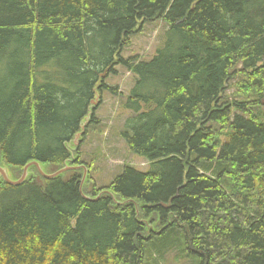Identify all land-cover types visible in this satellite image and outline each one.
I'll use <instances>...</instances> for the list:
<instances>
[{
	"label": "trees",
	"instance_id": "1",
	"mask_svg": "<svg viewBox=\"0 0 264 264\" xmlns=\"http://www.w3.org/2000/svg\"><path fill=\"white\" fill-rule=\"evenodd\" d=\"M158 20L152 58L124 56ZM118 66L133 79L121 135L148 169L99 189L90 173L84 194L107 192L96 202L82 169L0 178V264H146L178 235L198 264H264V0H0V164L14 180L30 162L85 164L74 142L95 96L118 93Z\"/></svg>",
	"mask_w": 264,
	"mask_h": 264
},
{
	"label": "rangeland",
	"instance_id": "2",
	"mask_svg": "<svg viewBox=\"0 0 264 264\" xmlns=\"http://www.w3.org/2000/svg\"><path fill=\"white\" fill-rule=\"evenodd\" d=\"M166 29L167 25L161 20L146 23L132 37L124 56L137 55L143 59H151L160 46ZM107 82L117 88L118 93L104 91L102 95H96L95 100L99 96V101L95 103L98 108L96 122L89 129H86L88 123L84 126L85 131L81 136H85L83 141L82 138L76 139V146L81 150V160L85 163L83 165L90 168L88 177L91 173L98 189L109 186L123 173L125 166H133L140 172L146 171L149 167L147 160L129 150L121 135L125 120L131 115L125 109L124 102L133 85L132 75L123 66H118L117 75H111ZM234 93L235 90L227 91L231 99L235 98ZM253 98L251 93L245 91L237 97L241 102H250ZM181 236L184 238L185 235ZM178 237L179 243L171 248L159 249L156 257L150 256L144 260L146 264H198L199 257L188 255L186 241L181 240L179 235Z\"/></svg>",
	"mask_w": 264,
	"mask_h": 264
},
{
	"label": "water",
	"instance_id": "3",
	"mask_svg": "<svg viewBox=\"0 0 264 264\" xmlns=\"http://www.w3.org/2000/svg\"><path fill=\"white\" fill-rule=\"evenodd\" d=\"M97 101H99V96L96 98V100L92 101V109L96 108L95 103ZM89 122H90V119L87 118L86 122H84L82 125V129H83L82 133L77 135L78 138H81L82 134L85 131L84 126H86L87 123L89 124ZM75 146H76V140H75ZM32 166L36 167L39 171V174H40V176L38 177L39 183L43 182L42 178L46 179V180H51V179H55L57 177L62 176L63 174H65L68 171L81 170L82 169L84 171V174H83V178H82V182H81V186H80V191H81V194L83 195V197L89 202H96L104 193H107V192H102L99 194V196L97 198H91V197H88L84 194L83 187H84V185L87 181V178H88V168L84 165H81V166H69V165H67L64 168L58 170L57 172L49 174V173L44 171V167L40 163L30 162L25 166L22 176L18 180H14L11 177V174H10L8 167L5 164L1 163L0 164V178H2L6 183H8L12 186H21L22 184H24V182L29 177V175H30L29 169ZM130 202H132V201H125V202L116 201V203L118 205H125V204H128ZM161 205L164 207H167L165 204H161Z\"/></svg>",
	"mask_w": 264,
	"mask_h": 264
},
{
	"label": "bare ground",
	"instance_id": "4",
	"mask_svg": "<svg viewBox=\"0 0 264 264\" xmlns=\"http://www.w3.org/2000/svg\"><path fill=\"white\" fill-rule=\"evenodd\" d=\"M135 1V0H134ZM239 1V0H238ZM13 2V1H12ZM140 2V1H139ZM243 2V1H242ZM151 3V2H150ZM240 3V2H239ZM10 4V3H9ZM244 5V4H243ZM226 7V6H225ZM185 8H186V6H185ZM70 10V9H69ZM168 11V10H167ZM68 12V11H67ZM172 13V12H171ZM115 14V13H114ZM240 14V13H239ZM244 15V14H243ZM172 16H173V14H172ZM121 17V16H120ZM201 17V16H200ZM174 20V19H173ZM175 21V20H174ZM172 22V21H171ZM40 23V22H39ZM127 25V24H126ZM182 26V25H181ZM97 31V30H96ZM101 31V30H100ZM180 31V30H179ZM110 32V31H109ZM112 32H114V31H112ZM106 33V32H105ZM102 34V33H101ZM108 35V34H107ZM41 37V36H40ZM105 38H107V37H105ZM63 39V38H62ZM107 40V39H106ZM181 40V39H180ZM112 42V41H111ZM186 42V41H185ZM110 43V42H109ZM47 44V43H46ZM105 44V43H104ZM232 44H233V42H232ZM112 46V45H111ZM106 49V48H105ZM167 51V50H166ZM176 51V50H175ZM34 52V51H33ZM227 52V51H226ZM53 53V52H52ZM112 53V52H111ZM110 53V54H111ZM38 55V54H37ZM40 55V54H39ZM121 55V54H120ZM164 57V56H163ZM172 59V58H171ZM74 62V61H73ZM164 62V61H163ZM101 63V62H100ZM160 63V62H159ZM21 64V63H20ZM17 67V66H16ZM133 67V66H132ZM140 67V66H139ZM161 67V66H160ZM218 67H219V65H218ZM69 69V68H68ZM145 69V68H144ZM143 69V70H144ZM147 69V68H146ZM167 70V69H166ZM14 71V70H13ZM19 71H21V70H19ZM82 71V70H81ZM116 71V70H115ZM142 72V71H141ZM13 73V72H12ZM157 74V73H156ZM163 75V74H162ZM161 75V76H162ZM170 75V74H169ZM233 75V74H232ZM15 76V75H14ZM167 77V76H166ZM87 78V77H86ZM171 78V77H170ZM89 79V78H88ZM165 80V79H164ZM166 81V80H165ZM223 81V80H222ZM222 85V84H221ZM137 87V86H136ZM209 89V88H208ZM16 91V90H15ZM14 91V92H15ZM134 93V92H133ZM53 94V93H52ZM217 94V93H216ZM133 95V94H132ZM11 97V96H10ZM141 97V96H140ZM70 100V99H69ZM95 100V99H94ZM134 103V102H133ZM136 109H137V107H136ZM139 109H141V108H139ZM95 110V109H94ZM98 111V110H97ZM94 112V111H93ZM56 114H58V113H56ZM61 115V114H60ZM142 118V117H141ZM59 119V118H58ZM143 119V118H142ZM242 120V119H241ZM140 121V120H139ZM133 123V122H132ZM133 126V125H132ZM5 128H6V126H4ZM86 129H88V127L86 128ZM207 129V128H206ZM87 131V130H86ZM22 132V131H21ZM87 133V132H86ZM126 135V134H125ZM87 136V135H86ZM128 137V136H127ZM45 153V152H44ZM129 182V181H128ZM43 186V185H42ZM15 187V186H14ZM59 198V197H58ZM109 202V201H108ZM88 206V205H87ZM49 210V209H48ZM50 215V214H49ZM54 217V216H53ZM49 234V233H48ZM49 239V238H48ZM46 240V239H45Z\"/></svg>",
	"mask_w": 264,
	"mask_h": 264
}]
</instances>
